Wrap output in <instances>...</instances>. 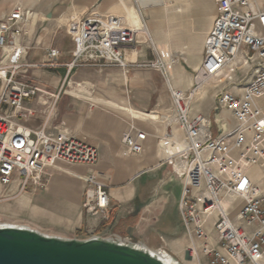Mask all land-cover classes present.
<instances>
[{
	"label": "built area",
	"instance_id": "built-area-1",
	"mask_svg": "<svg viewBox=\"0 0 264 264\" xmlns=\"http://www.w3.org/2000/svg\"><path fill=\"white\" fill-rule=\"evenodd\" d=\"M213 1L217 14L205 38L203 59L193 84L188 91L170 88L182 136L161 144L168 152L166 162L183 184L180 213L188 232L202 239L203 253L211 257L208 264H264V186L248 173L252 167L264 171V109L258 104L264 97V0ZM133 3L144 9L143 0ZM27 19L20 5L2 19L0 51L20 43ZM142 33L159 55L146 27H134L118 15L105 20L87 16L73 37L74 57L65 66L69 72L77 68H120L126 72L157 68L168 79L166 65L159 60H129L128 56L136 55L144 43ZM245 50L248 53L243 55ZM59 56L56 48H50L46 61L40 64L0 66V186L18 180L22 190L44 188L53 171H63L62 165H95L99 161L96 147L65 131H34L20 123L32 115L25 107L27 100L51 95L31 80L29 70L59 68L63 66ZM243 68L253 75L244 87L235 82V75ZM211 81L221 86L216 112L226 109L237 121L233 130H222L217 136L210 117L199 111L197 103L201 88ZM146 136L140 130L125 134L124 154H140ZM75 176L84 183L83 211L110 222L113 209L107 185L93 174ZM228 194L234 196L233 203L226 204ZM212 217L223 252L213 248L206 229ZM108 238L132 243L119 234ZM190 256H198L195 247L190 249Z\"/></svg>",
	"mask_w": 264,
	"mask_h": 264
},
{
	"label": "crops",
	"instance_id": "crops-1",
	"mask_svg": "<svg viewBox=\"0 0 264 264\" xmlns=\"http://www.w3.org/2000/svg\"><path fill=\"white\" fill-rule=\"evenodd\" d=\"M118 1L0 0V22L18 5L24 7L28 15L22 25L24 36L20 43L0 51V66L40 64L46 61L50 48L59 51L58 60L63 65L56 69L29 70L31 80L54 97L40 94L27 100L25 107L32 115L20 123L34 131L46 129L54 134L65 131L99 151L98 163L62 165L63 171H53L44 188L29 186L22 190L18 183L0 186V189L8 190V195L21 193L23 201L38 211L40 217L36 220L47 228L62 230L59 236L88 239L119 234L132 243L143 244L178 261L190 258V249L195 247L198 256L194 260L208 264L211 257L203 253L202 239L188 232L180 213L183 184L166 162L168 152L161 142L182 136L176 124L170 88L183 91L191 88L203 59V38L211 30L215 16L207 32L203 11L199 8L175 18L186 46L180 51L175 66L172 56L168 58V79L156 68H135L129 72L120 68H77L69 72L65 65L76 52L73 37L80 21L87 16L105 20L118 14ZM143 2L154 8L151 14L156 15L152 23H160L162 6H166L162 0ZM247 53L243 51V55ZM156 57L154 48L146 42L136 55L128 56L130 61L141 62L153 61ZM59 69L62 72H58ZM252 78L251 72L243 68L235 75V82L244 87ZM210 87L211 84L204 85L197 103L199 111L210 117L217 136L222 130H233L237 121L226 109L216 112L218 93L210 98ZM258 104L264 109V97L258 99ZM138 130L147 135L144 149L140 154L126 156L122 138ZM248 173L254 182L264 186V171L252 167ZM91 174L108 187L113 209L110 222H103L101 215H88L82 209L84 183L75 175ZM11 209L19 207L13 205ZM214 221L212 217L206 229L212 237L213 248L223 252L217 244Z\"/></svg>",
	"mask_w": 264,
	"mask_h": 264
},
{
	"label": "water",
	"instance_id": "water-1",
	"mask_svg": "<svg viewBox=\"0 0 264 264\" xmlns=\"http://www.w3.org/2000/svg\"><path fill=\"white\" fill-rule=\"evenodd\" d=\"M154 252L111 238H66L0 226V264H168Z\"/></svg>",
	"mask_w": 264,
	"mask_h": 264
},
{
	"label": "rangeland",
	"instance_id": "rangeland-1",
	"mask_svg": "<svg viewBox=\"0 0 264 264\" xmlns=\"http://www.w3.org/2000/svg\"><path fill=\"white\" fill-rule=\"evenodd\" d=\"M124 1L125 2H122L121 0L120 2L118 1L120 12L113 15L123 16L132 26L137 27L138 11L158 51L159 55H157L155 60L163 62L166 65V68L168 67L167 63L169 62L168 58L172 55H181L180 51H183V47L186 46L185 43H183L181 32L177 30L178 27L174 23L177 21L175 18L177 16L183 15L184 12H193L195 8H199V10L203 11V16L207 24V29L205 32H207L210 30L209 28L212 24L214 16L216 17L217 14L216 5L214 4L215 2L213 3L212 0H162L163 4L166 5L162 6V15H160L162 20L160 23L154 24L152 21L156 14H151V12H154L153 6L143 2L144 9L140 10L133 3V0ZM68 32L70 33V31ZM155 35H158V37H155ZM140 37L143 42L151 45V43L145 39L144 33H142ZM204 39L205 35L203 41ZM173 66H175V64H173ZM58 72H62V70L59 69ZM33 77L37 80V76L35 74H33ZM206 84H211L212 86L210 87L212 92L209 96L213 99V97H215V95L221 89V86L219 85L218 87H213L217 85V83L212 81L207 82L204 85ZM18 183V180H16L12 185H18ZM7 193L8 190L0 189V224L28 226L32 229L40 231L41 233L52 236H59L60 233L63 232L59 229L47 228L45 227V223L43 224L45 226H42L36 220L38 217H40L38 215V211L29 202L23 201V196L21 193H17L16 195H8ZM234 201V196L229 194L226 195V204L227 202L233 203ZM13 205L18 206L19 209L12 210L11 206ZM180 262L182 264H198L197 260H194V258L191 256L190 258L187 257L183 261L180 260Z\"/></svg>",
	"mask_w": 264,
	"mask_h": 264
},
{
	"label": "bare ground",
	"instance_id": "bare-ground-1",
	"mask_svg": "<svg viewBox=\"0 0 264 264\" xmlns=\"http://www.w3.org/2000/svg\"><path fill=\"white\" fill-rule=\"evenodd\" d=\"M137 16H138V24L136 25L138 28H144L145 25L144 23L142 22V19H141V16L139 14V12L137 11ZM123 17V16H121ZM124 18V17H123ZM126 21H128L126 18H124ZM130 24V23H129ZM131 25V24H130ZM178 56L177 55H172L171 57V62L172 64H177L178 63ZM218 85V84H217ZM215 85V86H217ZM204 87V86H203ZM203 87L201 88L200 90V94H202V89ZM9 225H12V224H0V226H9ZM13 226H20V225H13ZM24 227H28V226H24ZM28 228H31V227H28ZM32 229V228H31ZM138 246L140 247H143V244H137ZM154 253H156L157 255H159L165 262H167L168 264H182L180 261H178L176 258H174L173 256L171 255H168L166 253H162V252H159V251H155Z\"/></svg>",
	"mask_w": 264,
	"mask_h": 264
}]
</instances>
